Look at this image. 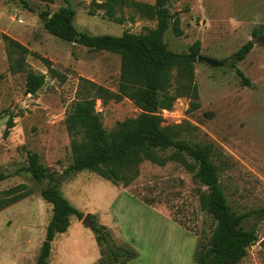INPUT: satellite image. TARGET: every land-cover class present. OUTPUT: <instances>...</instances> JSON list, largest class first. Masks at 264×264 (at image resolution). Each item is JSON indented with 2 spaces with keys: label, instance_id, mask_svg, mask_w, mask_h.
Returning <instances> with one entry per match:
<instances>
[{
  "label": "rangeland",
  "instance_id": "obj_1",
  "mask_svg": "<svg viewBox=\"0 0 264 264\" xmlns=\"http://www.w3.org/2000/svg\"><path fill=\"white\" fill-rule=\"evenodd\" d=\"M27 1L36 11L71 7L76 12V29L93 36L142 34L157 25V21L142 19L130 9L125 10L124 25L110 21L103 11L90 16L92 2L103 0H55L49 6L39 0ZM136 1L155 4V0ZM170 7L172 14H179L183 31L182 37H176L172 27L165 33V44L175 53H186L200 41L202 55L228 62L246 43L256 42L247 58L237 64L251 85L241 84L230 67L213 69L197 62L194 72L200 109L190 112L191 100L177 96L172 108L160 114L162 126L173 128L179 139L192 145L211 144L219 153L217 157L227 161L221 167L220 179L233 211L243 214L264 209V44L261 37L252 36L254 29L264 25V0H171ZM3 35L28 47L32 53L29 68L46 75V84L36 96L26 92V75L9 73ZM36 55L52 61L53 68L66 77L65 82L49 72ZM120 68L119 55L91 51L54 37L37 14L17 0H0V75L5 76L0 84V176L4 177L0 180V200L21 185L32 191L0 212V264H37L53 215L52 206L41 196L47 181L37 183L22 170L28 164L29 151L39 155L41 164L55 175L59 189L76 208L85 216L95 215L118 244L136 249L139 257L128 264H195L202 237H209L215 227L200 202L208 189L195 171L179 162L161 167L146 161L129 186H115L89 172L64 174L73 163L65 119L77 99L81 78L116 92ZM175 74L170 95L176 94ZM96 111L107 132L142 114L128 99L107 104L98 100ZM12 116L15 127L6 137ZM171 153L161 155L169 157ZM188 162L194 166L193 161ZM255 225L257 241L241 264H264V214L245 222L246 229ZM99 261L93 231L83 220L73 218L68 232L54 241L49 264Z\"/></svg>",
  "mask_w": 264,
  "mask_h": 264
},
{
  "label": "trees",
  "instance_id": "obj_2",
  "mask_svg": "<svg viewBox=\"0 0 264 264\" xmlns=\"http://www.w3.org/2000/svg\"><path fill=\"white\" fill-rule=\"evenodd\" d=\"M24 9L37 14L42 20L44 29L52 36L69 43H76L95 52H109L121 58L119 86L116 92L81 78V88L77 99L69 108L65 119V128L71 137L73 163L65 171V175L83 172L94 173L103 180L117 186H129L138 176L139 167L146 161L158 166H166L168 162H179L191 171L208 189V193L200 198L206 214L213 220L215 227L209 237H202L197 252L198 264H240L248 255V248L258 238L257 225L245 228V222L256 214H264V209L239 214L230 207L220 179L222 165L227 161L217 157L219 153L211 144H190L179 139L178 133L171 127H163L164 119L161 110H170L178 97L191 100L190 112L200 109L199 90L195 83L194 65L201 54L202 43L196 41L186 53H175L165 44V33L172 27L176 37H182L181 19L178 13L172 14L166 8L171 0H155V4H146L136 0H103L93 1L90 16L98 11L115 24L124 25L125 10L135 11L142 19L157 21L154 29L142 34L124 32L121 36H93L79 32L74 26L76 16L71 7H62L56 12L49 8L36 11L27 0H17ZM47 6L55 0H39ZM134 22V18L130 19ZM253 38L261 37L264 44V25L252 31ZM6 44L8 71L12 75H26V92L32 96L46 84V75L36 73L28 65L31 51L28 47L8 35H3ZM256 42L249 41L228 60L230 68L236 72L241 84L251 85V81L237 67L254 49ZM40 59L49 72L65 82L66 77L53 68L49 59ZM176 72V94L170 95L173 84V72ZM0 75V84L4 79ZM123 99L132 101L142 114L117 124L107 132L102 116L96 111V103L101 100L120 102ZM15 127L14 116L7 122L5 136ZM172 151L169 157L161 154ZM215 158L221 161L216 164ZM188 159L193 161L190 165ZM37 183L47 181L41 190L42 199L52 206L53 215L46 228L45 239L41 246L37 264H49L52 245L59 235L66 234L71 220L82 221L83 211L76 208L59 189L55 175L50 173L40 162L37 153L28 152V164L22 168ZM0 176V180H3ZM0 200V212L26 199L32 191L21 185L5 193ZM94 227L91 229L100 252L99 264H128L138 257L135 248L127 244H118L111 230L99 224L92 215ZM210 251L212 254H210Z\"/></svg>",
  "mask_w": 264,
  "mask_h": 264
},
{
  "label": "water",
  "instance_id": "obj_3",
  "mask_svg": "<svg viewBox=\"0 0 264 264\" xmlns=\"http://www.w3.org/2000/svg\"><path fill=\"white\" fill-rule=\"evenodd\" d=\"M167 9H171L170 7V3L168 2L166 5ZM198 63L201 64H205L207 66H209L210 68L213 69H220V68H224V67H229L230 63L226 62V61H218V60H214L212 58H209L207 56H204L202 54L199 55L198 59H197ZM83 224L88 226L90 229H92L94 227V223L92 220L91 215H86L85 218L83 219ZM210 254H212V252L210 251Z\"/></svg>",
  "mask_w": 264,
  "mask_h": 264
},
{
  "label": "crops",
  "instance_id": "obj_4",
  "mask_svg": "<svg viewBox=\"0 0 264 264\" xmlns=\"http://www.w3.org/2000/svg\"><path fill=\"white\" fill-rule=\"evenodd\" d=\"M173 221H174V220H173ZM174 222H175V221H174ZM196 252H197V250H196ZM99 253H100V252H99ZM138 257H139V255H138ZM138 257H137V258H138ZM195 257H196V253H195ZM137 258H136V259H137ZM136 259H135V260H136ZM194 260H195V264H198V263L196 262V259H194ZM133 261H134V260H133ZM131 262H132V261H131ZM129 263H130V262H129ZM240 264H241V263H240Z\"/></svg>",
  "mask_w": 264,
  "mask_h": 264
}]
</instances>
